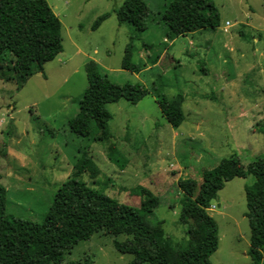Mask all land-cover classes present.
Instances as JSON below:
<instances>
[{"label":"rangeland","instance_id":"rangeland-1","mask_svg":"<svg viewBox=\"0 0 264 264\" xmlns=\"http://www.w3.org/2000/svg\"><path fill=\"white\" fill-rule=\"evenodd\" d=\"M46 1L61 21L63 51L42 72L31 74L14 71L10 54L0 59V186L6 190V214L42 223L58 187L85 156L95 170L85 169L79 180L133 208L148 198L144 190L150 191L159 202L152 217L162 222L165 238L173 245L195 242L179 221L183 194L178 182L200 184L203 171L232 156L244 166L264 160V0H212L218 27L176 39L167 37L161 20L172 0H143L146 29L137 36L115 16L125 0ZM226 22L230 26L223 30ZM128 46L138 67L134 72L121 68ZM92 66L114 83H140L148 90L136 104L120 99L106 106L108 141L97 139L95 123L87 136L68 125ZM177 94L185 96L184 120L173 128L157 99ZM111 145L125 162L122 170L109 161ZM253 182L251 175L234 178L211 203L208 212L219 236L212 264L251 262L245 187ZM112 241L98 231L75 245L63 264L130 262L132 256L115 250Z\"/></svg>","mask_w":264,"mask_h":264},{"label":"trees","instance_id":"trees-1","mask_svg":"<svg viewBox=\"0 0 264 264\" xmlns=\"http://www.w3.org/2000/svg\"><path fill=\"white\" fill-rule=\"evenodd\" d=\"M114 13L118 23L129 26L136 36L146 29L148 8L143 0H125ZM110 15L108 12L99 16L91 29L96 30ZM161 20L170 39L219 25L212 0H172ZM62 51V24L46 0H0V59L12 55L14 71L42 72L44 65ZM121 68L138 70L131 62L129 46L125 48ZM86 77L87 87L79 99L77 114L68 121L69 128L77 135L87 136L95 123L100 130L97 139L108 141L111 115L106 106L120 99L136 104L148 90L140 83H114L96 66L87 68ZM182 102V94L173 99L164 95L157 99L162 116L173 128L184 120ZM108 158L124 169L125 162L118 157L115 145L110 146ZM85 169L94 174L95 164L83 156L75 163L72 177L58 187L40 224L7 215L6 191L0 186V264H63L65 255L75 245L101 230L113 237L115 250L132 256L127 264H212L210 256L218 248L219 236L217 223L208 209L226 182L246 175L254 178L252 185L245 187V216L250 229L247 254L249 264L261 263L264 160L256 158L244 166L237 156H232L203 171L200 184L191 179L178 182L183 194L179 221L187 227V235L195 239L180 245L165 238L162 222L153 219L159 202L150 191L144 190L148 198L139 208L130 207L79 180Z\"/></svg>","mask_w":264,"mask_h":264},{"label":"crops","instance_id":"crops-1","mask_svg":"<svg viewBox=\"0 0 264 264\" xmlns=\"http://www.w3.org/2000/svg\"><path fill=\"white\" fill-rule=\"evenodd\" d=\"M56 15V14H55ZM57 16V15H56ZM227 23V22H226ZM225 23V24H226ZM229 23V22H228ZM230 24V23H229ZM226 26V25H225ZM202 30H204V29H202ZM202 30H197V31H195V32H192V33H189V35H192V34H196L197 32H199V31H202ZM223 30H225V27H224V29ZM186 35H188V34H186ZM186 35H183V36H186ZM182 36V35H181ZM181 36H178V37H181ZM178 37H176V38H178ZM176 38H174V39H176ZM258 41V39L257 38H253V42L254 43H256ZM192 46H194V44H191ZM75 47L76 48H78V46L75 44ZM79 51V50H78ZM158 61H156V63H157ZM155 62H153V66H155V64H156ZM182 96H183V102H182V105H183V103H184V101H185V96L182 94ZM5 189V188H4ZM6 191V190H5Z\"/></svg>","mask_w":264,"mask_h":264},{"label":"built area","instance_id":"built-area-1","mask_svg":"<svg viewBox=\"0 0 264 264\" xmlns=\"http://www.w3.org/2000/svg\"><path fill=\"white\" fill-rule=\"evenodd\" d=\"M225 25H226L225 29H228V27L230 26V24L228 22Z\"/></svg>","mask_w":264,"mask_h":264}]
</instances>
